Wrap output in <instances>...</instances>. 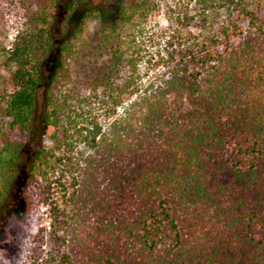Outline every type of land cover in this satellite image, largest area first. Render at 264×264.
I'll use <instances>...</instances> for the list:
<instances>
[{"label": "trees", "instance_id": "obj_1", "mask_svg": "<svg viewBox=\"0 0 264 264\" xmlns=\"http://www.w3.org/2000/svg\"><path fill=\"white\" fill-rule=\"evenodd\" d=\"M63 1L0 39V209L45 207L20 263L262 264L264 0H124L72 33Z\"/></svg>", "mask_w": 264, "mask_h": 264}, {"label": "rangeland", "instance_id": "obj_2", "mask_svg": "<svg viewBox=\"0 0 264 264\" xmlns=\"http://www.w3.org/2000/svg\"><path fill=\"white\" fill-rule=\"evenodd\" d=\"M21 1L24 0H0V39H2L6 45H11L22 27L24 13L21 8ZM70 1L71 0L63 1L60 7V14L61 11L63 12L65 10L66 4ZM183 2L187 3V0H183ZM123 5L124 0H79L75 14L72 17L73 26L71 27L70 33L73 32L76 25L80 22L85 11L97 9L102 15L105 23H111L116 21L118 12ZM152 19L149 21L151 25L156 24L160 29H167L169 26L163 12L157 14ZM60 21L61 18L55 20V28H58ZM99 29L98 22L93 21L88 23L83 37L90 35L93 38ZM95 38L96 36L94 39ZM46 144H50L47 139ZM39 148V144L33 143L27 154L28 159H32ZM16 195V199L13 197L11 198L12 202H15L11 208L4 206L0 209V264H21L20 258L24 248L23 245L24 242L27 241L28 234L33 227V220L35 216L40 217L39 215L43 214L45 211L44 206H38L35 214H27L20 202L21 195ZM19 213L22 215L20 216ZM32 215H34V217ZM41 219V226H47L48 221L46 216H42ZM262 264H264V262H262Z\"/></svg>", "mask_w": 264, "mask_h": 264}]
</instances>
